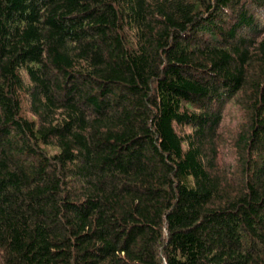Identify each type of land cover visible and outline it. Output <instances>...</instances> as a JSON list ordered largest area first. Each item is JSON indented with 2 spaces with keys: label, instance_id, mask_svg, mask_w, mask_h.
I'll return each mask as SVG.
<instances>
[{
  "label": "trees",
  "instance_id": "trees-1",
  "mask_svg": "<svg viewBox=\"0 0 264 264\" xmlns=\"http://www.w3.org/2000/svg\"><path fill=\"white\" fill-rule=\"evenodd\" d=\"M263 15L0 0V264H264Z\"/></svg>",
  "mask_w": 264,
  "mask_h": 264
},
{
  "label": "rangeland",
  "instance_id": "rangeland-1",
  "mask_svg": "<svg viewBox=\"0 0 264 264\" xmlns=\"http://www.w3.org/2000/svg\"><path fill=\"white\" fill-rule=\"evenodd\" d=\"M263 16H261V17L258 16V18L261 19L262 23H264V17ZM241 121H243V117L241 116L239 109L236 106H234L233 104L229 103L226 106V109L224 111V119H223V122L221 124V126H222L221 130L223 133L222 136H223L224 142L221 144V148H220L221 160L227 166L228 165L234 166L236 164V159L238 158L234 154V149L231 148L230 146L226 147V145H228V143L232 140V137L231 138H229V137L233 135L234 128H237V125ZM224 147H226V148H224Z\"/></svg>",
  "mask_w": 264,
  "mask_h": 264
}]
</instances>
